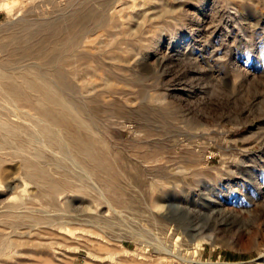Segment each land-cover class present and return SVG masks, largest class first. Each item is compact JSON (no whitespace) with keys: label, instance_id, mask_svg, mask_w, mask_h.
<instances>
[{"label":"rangeland","instance_id":"obj_1","mask_svg":"<svg viewBox=\"0 0 264 264\" xmlns=\"http://www.w3.org/2000/svg\"><path fill=\"white\" fill-rule=\"evenodd\" d=\"M89 10L100 21L76 36ZM87 39L110 64L75 59L79 75H119L100 135L124 163L127 205L51 145L69 177L49 161L51 175L87 186L53 204L5 150L0 219L12 210L20 224L0 222V264H264V0H0V67L29 47L17 67L45 70Z\"/></svg>","mask_w":264,"mask_h":264},{"label":"bare ground","instance_id":"obj_2","mask_svg":"<svg viewBox=\"0 0 264 264\" xmlns=\"http://www.w3.org/2000/svg\"><path fill=\"white\" fill-rule=\"evenodd\" d=\"M99 21L100 19L96 17V14L89 10L74 21L70 31L76 35L82 27ZM121 32L125 37L122 40L128 41L126 31L122 30ZM51 38H53L51 35L43 38L40 47L50 42ZM90 43V39H87L79 49H74L73 46H70L66 50L56 53L53 57L47 58L44 61L45 65L52 67L45 70H40L39 67V69L35 68L31 63H27L21 68L17 67L23 61H32L33 58L30 56L33 52L28 49V46L27 51L22 48V50L14 49L11 52L9 68L0 67V93L4 96H0L2 97L0 99H4V102L0 100V151L4 150L3 153H5L0 152V174L3 163L11 154L12 159L19 160L26 177L36 184L38 192L45 196L49 202L57 203L58 195L68 189L71 191V188H75L74 190H78V192L83 194L82 190L83 188L86 189L87 186L86 188H76L73 187L69 178L53 177L55 173L51 175L52 173L47 168L49 161H52L56 167V172L69 177V171L67 173L63 170V166L56 158H51V160L47 156L48 149L50 150L51 145H53L58 147V152H55L56 156L59 154L64 155L63 157L65 155L69 156L70 160L78 164H74L75 166H79L84 171L91 172L92 175L96 176V181H100L105 191L111 196V200L113 199L115 203L126 206L127 202L124 200L122 192L119 191V180L123 176L120 165L122 162L121 156L117 152H112L109 145L103 141L100 135L102 121L104 120L103 116H107L108 113L112 115L110 108L113 106H108V97L110 96L106 95V93L116 95L122 91V88L120 89V87L113 85L115 77L119 76L115 74V71L112 76L109 74L105 76L98 74L89 76L88 73L90 71L87 72L89 77H85V73L84 77L79 75L78 66L80 65L78 64L80 62L75 65V59L76 61L90 59V62H96L98 66H95L98 68L93 67L92 71L94 68L107 70L110 64L102 57L106 50L105 47L107 48L108 45L105 44L106 46H104L101 43L103 47L97 45L93 47ZM115 47V45H109L108 47L110 53L112 51V55ZM112 58L114 60V58L118 57ZM89 64L87 65L91 66ZM97 69H94V73H96L95 70ZM98 78L102 80L98 82ZM113 101L115 102V100ZM119 111H121V108H119ZM11 117H15V120H12ZM11 148L16 149V151L9 154L7 151ZM5 150H7L8 154H6ZM23 151L30 153L31 156L23 153ZM145 155L148 154L146 153ZM144 156H142L143 159ZM63 157L62 159H64ZM134 157L136 158V156ZM54 159L56 160L54 161ZM136 159L140 158L137 157ZM63 163L65 164V162ZM122 164L124 165L123 162ZM70 165L71 167L73 166L72 164ZM134 168L131 167V172L135 173ZM72 174L75 175L76 173L72 172ZM106 175L109 176L107 177L108 179L105 177ZM75 180L73 181L76 182ZM81 182H83L82 179L80 184H83ZM75 184L74 186H76ZM99 191L101 193L100 189ZM110 204L113 207L116 205L114 203L113 205L112 203ZM11 211L9 210L7 214L1 215L5 219H0V222L4 225L8 224L15 227V225L20 224V219L16 213ZM34 218L36 222L42 224L46 221L45 223L48 225L47 220L49 221V219ZM1 239L0 237L2 243Z\"/></svg>","mask_w":264,"mask_h":264}]
</instances>
